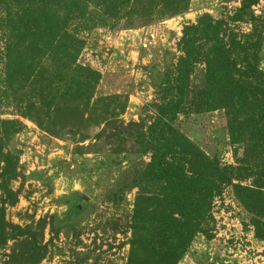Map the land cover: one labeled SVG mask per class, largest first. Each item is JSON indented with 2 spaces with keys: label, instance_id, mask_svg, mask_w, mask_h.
Returning <instances> with one entry per match:
<instances>
[{
  "label": "trees",
  "instance_id": "obj_1",
  "mask_svg": "<svg viewBox=\"0 0 264 264\" xmlns=\"http://www.w3.org/2000/svg\"><path fill=\"white\" fill-rule=\"evenodd\" d=\"M189 2L0 0V110L11 109L15 117L0 119L1 264H39L48 252L46 228L50 241L60 230L53 216L24 228L6 221V208L19 199L12 185L24 178L20 152L9 145L24 128L19 118L54 138L67 133L83 141L93 126L94 139L120 163L148 156L142 175L160 188L154 194L139 190L135 196L126 224L131 233L126 264H179L198 235L211 240L212 204L226 186L249 215L245 229L252 227L254 238L264 241V72L254 59L264 25L252 12L258 0H242L227 19L203 15L184 27L177 65L162 80L152 115L138 122L121 119L126 101L119 96L94 97L101 75L79 62L85 45L81 34L144 27L183 14ZM238 22L249 23L251 35L234 54L225 38ZM199 65L202 80L194 84ZM220 108L228 115L236 166L220 167L174 125L179 115ZM73 214L69 211L64 221L71 222Z\"/></svg>",
  "mask_w": 264,
  "mask_h": 264
},
{
  "label": "rangeland",
  "instance_id": "obj_2",
  "mask_svg": "<svg viewBox=\"0 0 264 264\" xmlns=\"http://www.w3.org/2000/svg\"><path fill=\"white\" fill-rule=\"evenodd\" d=\"M241 1L190 0L183 14L155 20L144 27L136 25L120 31L105 27L81 34L85 45L79 61L101 75L94 97L116 95L125 100L121 116L125 123L151 116L161 82L169 69H175L181 56L177 45L184 27L195 24L203 15L227 19ZM252 12L264 25V0H258ZM232 28L225 43L235 54L239 46L248 43L251 26L238 22ZM261 35L262 44L254 59L264 72V26ZM202 69L197 67L192 83L202 80ZM7 109L1 107L0 119L15 118ZM19 120L24 128L9 145L20 152L24 178L12 185L19 190V199L15 206L6 208V221L24 228L45 216L55 218L59 233L50 241L49 227L46 228L44 243L48 252L39 264H126L131 237L126 224L133 215L135 196L139 190L154 194L160 188V184L142 175L148 156L120 163L109 147L94 139L97 129L93 126H88L84 132L87 139L82 141L79 135L67 133L54 138L33 122ZM227 122V112L220 108L179 115L174 125L220 167L236 166ZM76 146L85 150H77ZM81 195L89 198L84 209L77 206ZM69 211L77 215L65 222ZM211 217L212 239L198 235L179 264H264V241L254 238L252 227L245 229L249 215L235 199L231 186L223 187L222 195L214 199Z\"/></svg>",
  "mask_w": 264,
  "mask_h": 264
},
{
  "label": "water",
  "instance_id": "obj_3",
  "mask_svg": "<svg viewBox=\"0 0 264 264\" xmlns=\"http://www.w3.org/2000/svg\"><path fill=\"white\" fill-rule=\"evenodd\" d=\"M88 201H89L88 197L81 195L79 198L78 208L82 209L86 205V203H88Z\"/></svg>",
  "mask_w": 264,
  "mask_h": 264
},
{
  "label": "built area",
  "instance_id": "obj_4",
  "mask_svg": "<svg viewBox=\"0 0 264 264\" xmlns=\"http://www.w3.org/2000/svg\"><path fill=\"white\" fill-rule=\"evenodd\" d=\"M85 35H87V33H86ZM85 35H84V36H85ZM142 48H143V49H146V48H147V45H146V44H143V45H142ZM136 55H137V54H135V57H136ZM79 62H80V61H79ZM82 64H84V63H82ZM84 65H85V64H84Z\"/></svg>",
  "mask_w": 264,
  "mask_h": 264
},
{
  "label": "flooded vegetation",
  "instance_id": "obj_5",
  "mask_svg": "<svg viewBox=\"0 0 264 264\" xmlns=\"http://www.w3.org/2000/svg\"><path fill=\"white\" fill-rule=\"evenodd\" d=\"M78 203H79V198H78L77 206H78Z\"/></svg>",
  "mask_w": 264,
  "mask_h": 264
}]
</instances>
